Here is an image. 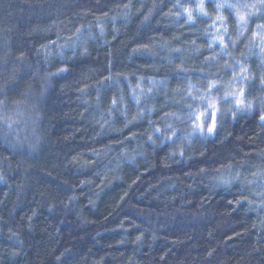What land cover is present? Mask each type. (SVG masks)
<instances>
[{
    "label": "clouds",
    "instance_id": "obj_1",
    "mask_svg": "<svg viewBox=\"0 0 264 264\" xmlns=\"http://www.w3.org/2000/svg\"><path fill=\"white\" fill-rule=\"evenodd\" d=\"M0 264H264V0H0Z\"/></svg>",
    "mask_w": 264,
    "mask_h": 264
}]
</instances>
